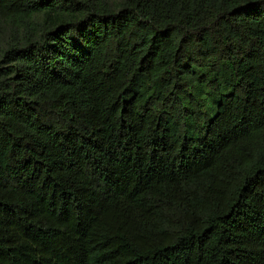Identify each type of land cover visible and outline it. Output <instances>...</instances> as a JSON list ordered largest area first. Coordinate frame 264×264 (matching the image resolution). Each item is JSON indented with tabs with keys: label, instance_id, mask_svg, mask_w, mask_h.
<instances>
[{
	"label": "trees",
	"instance_id": "1",
	"mask_svg": "<svg viewBox=\"0 0 264 264\" xmlns=\"http://www.w3.org/2000/svg\"><path fill=\"white\" fill-rule=\"evenodd\" d=\"M0 264H264V0H0Z\"/></svg>",
	"mask_w": 264,
	"mask_h": 264
}]
</instances>
